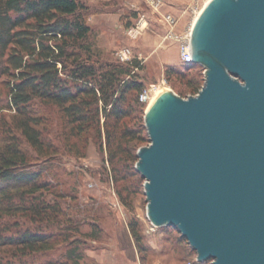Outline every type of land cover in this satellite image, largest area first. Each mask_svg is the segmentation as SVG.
Here are the masks:
<instances>
[{"label":"water","instance_id":"95a60500","mask_svg":"<svg viewBox=\"0 0 264 264\" xmlns=\"http://www.w3.org/2000/svg\"><path fill=\"white\" fill-rule=\"evenodd\" d=\"M204 83L161 92L137 150L149 221L198 261L264 264V0H209L190 32Z\"/></svg>","mask_w":264,"mask_h":264},{"label":"trees","instance_id":"16d2710c","mask_svg":"<svg viewBox=\"0 0 264 264\" xmlns=\"http://www.w3.org/2000/svg\"><path fill=\"white\" fill-rule=\"evenodd\" d=\"M85 9L81 0H0V57L5 73L13 77L8 93L16 111L13 122L2 126L0 184L5 186H0L1 214L19 213L23 223L27 219L38 224L2 236V245L10 254L1 257L0 264L21 263L22 258L53 250L59 244L65 245L60 258L45 264H81L84 259L83 242L68 232L79 228L72 227L68 219L55 233L49 232L50 224L40 225L49 220L54 223L62 210L56 200L46 199L45 191H53L42 170H29L34 164L30 149L37 154L55 150L43 137L45 118L33 107L34 100L57 107L69 137L87 138L91 129L100 132L103 114L115 180L137 174L130 171L128 161L137 160L135 145L146 141L138 128L143 121L139 94L145 82L132 66H142L137 60L124 64L100 59ZM197 67L202 66L188 62L182 69L166 68V74H175L184 82L185 88L178 90L180 96L187 91L196 94L201 88L200 73L188 77ZM133 141L136 143L131 144ZM136 225L131 223V232L141 249L142 237Z\"/></svg>","mask_w":264,"mask_h":264},{"label":"rangeland","instance_id":"374dc122","mask_svg":"<svg viewBox=\"0 0 264 264\" xmlns=\"http://www.w3.org/2000/svg\"><path fill=\"white\" fill-rule=\"evenodd\" d=\"M81 1L87 6L84 13L90 26H92L90 23L92 17L98 11H113L118 7L116 5L120 4L124 7L122 15L124 29L121 33L116 32V41L112 46L111 43H107L108 40L103 41L104 36L102 38L101 35L106 31L93 23L90 36L101 51L100 59L124 64H132L133 60H137L142 67L133 65L132 70L143 78L144 90L150 91L151 98L160 90H171L178 94L179 89L185 88L180 77L175 74L168 75L165 70L171 66L182 69L184 63L180 59L179 43L190 34L197 13L208 0H164L163 5L156 12L152 11L145 0H98V3L94 2L96 0ZM142 5L147 7L149 15L146 16V21L140 22V13L144 10ZM163 8L170 11H164ZM165 13L174 14L177 18L175 25L172 26V32L176 37L169 36L167 28L159 22ZM146 33L148 35L143 36ZM112 34L109 32L107 35L111 38ZM125 47L130 48L129 59L122 61L117 58L116 52ZM3 61L4 59L0 57V144L4 139L2 126L11 124L16 113L9 102L8 93V82L13 77L5 73ZM193 70L188 73V77L200 73L204 83L203 66ZM190 95L195 94L187 91L181 97L187 98ZM149 102L150 100L143 102V121L138 127L146 141L135 145L136 155L141 146L149 143L144 122V114ZM32 105L40 115L44 116L43 137L55 150L50 149L47 153L37 154L30 149L28 152L34 164L29 170H42L43 179L51 182L50 190L53 191V195L45 191L46 199L56 200L62 210V215L55 219L54 223H51L53 220H49V223L43 221L40 225L50 224L49 232L55 233L59 231L58 227L63 228L68 219L72 227L79 228L78 231L68 232L72 238H80L83 242L84 259L81 264L211 263L210 259L205 261L196 259L195 250L176 227L170 225L157 227L149 221L146 215L144 179L135 168L138 157L136 161H128L130 171L137 174L130 175L126 180H115L109 160L103 114H100V132L99 129H91L87 138L72 137V135L69 137L62 114L57 107L39 99L34 100ZM126 121L129 125L133 124L130 120L126 119ZM135 143V141L131 142V144ZM128 185L133 187L126 189ZM0 186L5 185L0 184ZM0 211L1 258L9 257L7 254H10L9 249L2 245V236H9L22 227L33 229L38 224L27 219L23 223L24 219L19 217V213L5 215L1 214V208ZM131 223L137 224L136 227L141 234L143 247L141 249L132 235ZM6 228L10 229L4 230ZM64 248V244H59L53 250L24 257L22 262L17 264H45L48 260L60 258Z\"/></svg>","mask_w":264,"mask_h":264},{"label":"built area","instance_id":"2783aa9c","mask_svg":"<svg viewBox=\"0 0 264 264\" xmlns=\"http://www.w3.org/2000/svg\"><path fill=\"white\" fill-rule=\"evenodd\" d=\"M145 1H146V3L149 4V6H151V8L153 9L152 11H154V12L158 11L164 3V0H145ZM140 14L141 15H140L139 21L140 22L146 21V19H147L146 14L143 13L142 11ZM176 19L177 18L174 14L165 13L161 17V20H159V22H162L163 25L167 28V32H168L169 36H175L176 37L175 33L172 32V26L175 25ZM178 48H179V53H180V59L183 63L193 62L192 61V54H191V50H190V34H188V36L186 37L185 40H183L179 43ZM129 54H130V48H128V47L119 49L116 52L117 58L122 60V61L129 59ZM150 98H151L150 97V91L148 89L143 90L139 94V101H141V102H148L150 100Z\"/></svg>","mask_w":264,"mask_h":264},{"label":"crops","instance_id":"0c3cea01","mask_svg":"<svg viewBox=\"0 0 264 264\" xmlns=\"http://www.w3.org/2000/svg\"><path fill=\"white\" fill-rule=\"evenodd\" d=\"M169 1V0H168ZM94 2H97L98 3V0L94 1ZM122 4L120 5H116L118 6L117 8H114L115 10L113 11H104V12H101V11H98L96 13V15L94 17H92L90 23L92 24V27H93V23H95L96 26H100L101 27V30L103 31H106L104 33H102V38L104 36V42L105 39L108 40L107 43H111V46L112 44H115V41H116V32H122V30L124 29V25H123V21H122V15L124 13V7H121ZM167 5V4H165ZM143 6V9L142 10L143 12H145L147 10V7L145 5H142ZM168 6V5H167ZM169 7V6H168ZM146 8V10H145ZM164 11H170L168 10L167 8H163ZM148 11V10H147ZM149 11L145 14L146 16H148L149 14ZM109 32H112V36L110 38L109 35H107ZM115 32V34H114ZM106 35V36H105ZM148 33L144 34L143 36H147ZM145 38V37H144ZM158 45V43H157Z\"/></svg>","mask_w":264,"mask_h":264},{"label":"bare ground","instance_id":"6f19581e","mask_svg":"<svg viewBox=\"0 0 264 264\" xmlns=\"http://www.w3.org/2000/svg\"><path fill=\"white\" fill-rule=\"evenodd\" d=\"M208 2H209V0H208ZM207 4V3H206ZM205 4V5H206ZM204 5V6H205ZM204 6H203V8H204ZM202 8V9H203ZM201 9V10H202ZM201 10L197 13V15L201 12ZM197 15H196V17H197ZM196 19V18H195ZM195 19H194V21H195ZM194 23V22H193ZM193 25V24H192ZM161 92H163V90H160L159 92L157 91V93H155V95H153V97L150 99V102H149V105H148V107L147 108H149V106L153 103V101L156 99V97L161 93Z\"/></svg>","mask_w":264,"mask_h":264}]
</instances>
